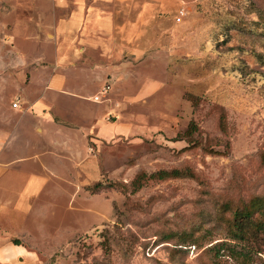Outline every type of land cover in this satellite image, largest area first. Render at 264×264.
Masks as SVG:
<instances>
[{"label": "rangeland", "instance_id": "obj_1", "mask_svg": "<svg viewBox=\"0 0 264 264\" xmlns=\"http://www.w3.org/2000/svg\"><path fill=\"white\" fill-rule=\"evenodd\" d=\"M263 18L264 0H0V134L51 79L75 124L40 136L27 113L3 179L1 139L0 264H264V233L227 227L264 193Z\"/></svg>", "mask_w": 264, "mask_h": 264}, {"label": "crops", "instance_id": "obj_2", "mask_svg": "<svg viewBox=\"0 0 264 264\" xmlns=\"http://www.w3.org/2000/svg\"><path fill=\"white\" fill-rule=\"evenodd\" d=\"M49 86L52 88V90ZM63 90L64 87L62 85L56 84L55 81L51 79L49 84L44 87V90L41 92V95L34 99L27 100L24 103V106H22V103L20 101L21 107L15 108L17 110H20L18 114H21L18 121L20 122L24 120V117H28L27 113H29L31 115L29 116V119L33 120L34 123V131L40 136L48 132L51 133L53 128L52 125H56L63 128H69V130H72V128L75 127V124L71 123L62 115V113H59L57 111L58 103L56 102L61 97L59 94H64L62 92ZM8 118L9 116L7 117V119ZM18 121H13V123L15 124L12 126V128L8 129L4 135L0 134V142L1 139H3V137L5 136L4 138L6 139V158L9 161L5 165V174L3 175L2 179L9 174V167L19 163V161L24 158L19 155V150L21 148V146H19L21 134L16 135V125L19 124ZM53 149L54 148L52 147L49 148L48 145L43 146V150L48 151L49 153H55V151H57ZM1 171L2 168L0 167V173ZM7 179V181L9 182V180H13V177ZM41 179L43 178L36 175H29V177L25 181L23 189L21 190L18 198L16 199V201L18 200V203H16V207L19 210L26 209L27 207H29L30 195L28 194L35 193L40 189L42 182ZM32 183L34 184L32 185ZM31 185L32 192L29 190V186Z\"/></svg>", "mask_w": 264, "mask_h": 264}, {"label": "trees", "instance_id": "obj_3", "mask_svg": "<svg viewBox=\"0 0 264 264\" xmlns=\"http://www.w3.org/2000/svg\"><path fill=\"white\" fill-rule=\"evenodd\" d=\"M264 24V18H263ZM198 130V126L195 122H192L185 134L189 136L190 141L194 136V133ZM262 162L264 164V154L262 155ZM194 176V173L190 168L188 169H172V170H161L156 173L147 175L146 173L140 174L132 182L134 188L133 191L140 190L146 182L152 178L165 179L167 177H185ZM117 183L114 182H103L102 180L97 181L94 185L88 186V190L92 194H98L108 188L118 187ZM122 186V185H121ZM227 208H230L227 206ZM228 234L233 240L237 241H249L258 238L260 233H264V193L253 196L249 201L244 202L241 206H238L232 210V219L228 221ZM189 237L188 234H186ZM191 237V236H190ZM186 239H184L183 242Z\"/></svg>", "mask_w": 264, "mask_h": 264}, {"label": "built area", "instance_id": "obj_4", "mask_svg": "<svg viewBox=\"0 0 264 264\" xmlns=\"http://www.w3.org/2000/svg\"><path fill=\"white\" fill-rule=\"evenodd\" d=\"M104 90H105V92L108 91L107 88H105ZM94 100H95V101H100V100H101V99H100V96H99V95H96V96L94 97ZM13 106H14V108H20V107H21L20 100L15 101V102L13 103Z\"/></svg>", "mask_w": 264, "mask_h": 264}]
</instances>
